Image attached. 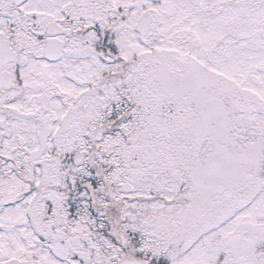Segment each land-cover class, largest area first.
<instances>
[{"label": "snow or ice", "instance_id": "6c2138e0", "mask_svg": "<svg viewBox=\"0 0 264 264\" xmlns=\"http://www.w3.org/2000/svg\"><path fill=\"white\" fill-rule=\"evenodd\" d=\"M0 264H264V0H0Z\"/></svg>", "mask_w": 264, "mask_h": 264}]
</instances>
